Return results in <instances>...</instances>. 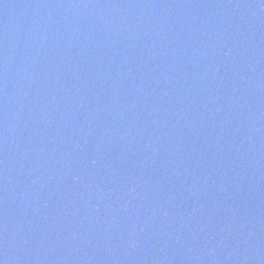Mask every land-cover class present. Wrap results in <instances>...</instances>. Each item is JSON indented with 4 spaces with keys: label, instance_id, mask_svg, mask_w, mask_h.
I'll list each match as a JSON object with an SVG mask.
<instances>
[{
    "label": "water",
    "instance_id": "water-1",
    "mask_svg": "<svg viewBox=\"0 0 264 264\" xmlns=\"http://www.w3.org/2000/svg\"><path fill=\"white\" fill-rule=\"evenodd\" d=\"M0 264H264V0H0Z\"/></svg>",
    "mask_w": 264,
    "mask_h": 264
}]
</instances>
